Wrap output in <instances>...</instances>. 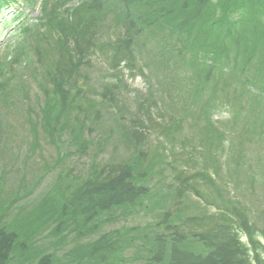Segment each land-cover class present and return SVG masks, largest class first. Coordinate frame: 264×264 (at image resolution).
Listing matches in <instances>:
<instances>
[{"label": "rangeland", "instance_id": "1", "mask_svg": "<svg viewBox=\"0 0 264 264\" xmlns=\"http://www.w3.org/2000/svg\"><path fill=\"white\" fill-rule=\"evenodd\" d=\"M89 1L14 0L0 10V225L15 236L7 264H37L44 256L50 260L45 264H151L146 258L154 222L171 202L166 164L173 156L167 159L168 152L162 151L171 142L155 130L144 134L137 150L128 140L136 104L158 91L163 52L148 32L142 33L134 43L135 69H112L111 44L124 20L121 5L102 0L96 11ZM63 27L77 31L81 39L92 32L94 49L60 102L45 75L57 56L53 37ZM174 39L168 37L167 43ZM112 84V92L103 97ZM229 116L225 110L214 112L215 127L228 124ZM189 122L184 127L191 136ZM138 151L144 154L141 166L153 171L146 182L149 193L136 206L113 208L86 222L63 213L61 200L79 179L104 164L136 158ZM248 154L251 163L238 171L229 161V195L264 230V169L255 162V149ZM185 203L191 206L188 213L215 212L214 206L205 207L193 197ZM103 235L114 243V252L93 251ZM186 245L201 250L195 242Z\"/></svg>", "mask_w": 264, "mask_h": 264}, {"label": "trees", "instance_id": "2", "mask_svg": "<svg viewBox=\"0 0 264 264\" xmlns=\"http://www.w3.org/2000/svg\"><path fill=\"white\" fill-rule=\"evenodd\" d=\"M12 1L0 0V10ZM117 1L124 20L111 44V68L135 69L134 43L142 33L148 32L163 52L158 91L136 104L128 125L134 150L148 130H155L171 142L162 150L168 152L167 159L173 156L166 164L173 194L169 206L157 214L147 262L264 264V230L229 195L228 175L229 161L234 171L242 169L251 163L247 156L252 149L256 164L264 169V0ZM102 3L91 0L88 7L100 11ZM64 27L53 37L57 56L45 75L60 102L94 49L92 32L81 39L77 31ZM168 37L175 38L172 44L167 43ZM222 110L231 118L217 128L212 115ZM189 118L191 136L184 127ZM232 150L234 154L228 155ZM153 154L146 159L149 165ZM143 156L138 151L136 158L104 164L90 177L79 179L61 200L63 213L86 222L113 208L136 206L149 193L146 182L153 171L151 166H141ZM190 197L205 207L214 206L215 212L188 213L191 206L185 202ZM14 237L0 225V264H7ZM190 242L201 250L187 247ZM113 244L100 236L93 251L114 252ZM48 258L42 257L37 264H45Z\"/></svg>", "mask_w": 264, "mask_h": 264}]
</instances>
